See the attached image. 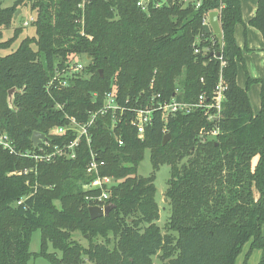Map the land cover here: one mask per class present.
<instances>
[{
  "label": "trees",
  "instance_id": "1",
  "mask_svg": "<svg viewBox=\"0 0 264 264\" xmlns=\"http://www.w3.org/2000/svg\"><path fill=\"white\" fill-rule=\"evenodd\" d=\"M3 1L0 52L20 34L16 29L1 40L17 7L27 2L36 12L35 37L0 54V132L18 153L37 150L33 132L46 135L52 146L67 145L75 133L54 136L50 130L65 126L67 118L86 122L112 91L117 104L131 110L152 98L194 104L203 95L211 104L219 83L224 89L210 120L199 108L166 122L154 112L142 139L131 126V111L113 129L111 114L98 116L89 146L81 139L74 159L37 163L0 147V264H27L32 257L49 264H153L158 254L163 264H235L246 245L242 264L254 250L261 252L257 264H264V81L246 76L244 88L236 82L238 64L245 70L234 38L235 26L243 24L240 1L143 0L147 11L137 6L140 0H84L82 7V0H15L2 9ZM212 11L219 13L221 42L204 23ZM248 26L260 33L264 53V0L257 1ZM215 52L219 57H209ZM72 57L87 60L84 73L47 92V83ZM252 83L261 87L256 114L248 98ZM12 88L19 92L10 109L6 96ZM212 131L217 133L210 138ZM146 151L152 172L141 177L137 168ZM91 153L103 162L100 176L118 182L106 202L112 210L95 220L85 197L98 191L83 190L94 179L86 174ZM163 165L170 169L165 234L156 225L154 185ZM35 231L40 249L31 254ZM74 232L86 236V247L72 239Z\"/></svg>",
  "mask_w": 264,
  "mask_h": 264
},
{
  "label": "built area",
  "instance_id": "2",
  "mask_svg": "<svg viewBox=\"0 0 264 264\" xmlns=\"http://www.w3.org/2000/svg\"><path fill=\"white\" fill-rule=\"evenodd\" d=\"M163 2L164 1L155 3L153 4V7L158 8ZM183 2L187 3L188 0H183ZM83 3L84 0H82L80 7L83 6ZM137 6L140 7L142 10L147 11V7L143 0L138 1ZM30 21L33 22V18L30 17ZM80 23L82 24L83 21L81 20ZM204 23L208 25V14L204 20ZM80 34L83 36V32H81ZM195 52L197 53V51ZM83 68L84 66L80 63L68 64L67 68L62 69L50 79V81L45 87L46 91L50 92L51 88L59 89L67 87L72 77L80 73ZM223 89V86L219 83L216 87L215 96L213 99L214 103L211 104L205 103V97L203 95H200L197 99V102L194 104L177 102L175 99H171L169 102L157 101L154 103V99L152 98L150 100V104H148L147 106H141L131 110L119 106L116 102L115 91H112L105 95L103 105L100 109L88 112V119L86 122L81 124L73 118L66 117L68 123L65 126L56 127L50 130L49 135L54 136H63L67 132L75 133V138L67 145H64L62 147L58 145L52 146L49 141L46 140L42 141V143L36 147V151L30 153H18L15 151L12 139L5 132H0V147L3 150L7 151L9 154H15L22 157H29L37 163H52L59 158H64L66 160L74 159L75 149L78 147L79 141L81 139H84L87 145L89 146V129L98 116L111 114L113 120V129L115 128L116 123L120 121L123 113L127 110L131 111L133 114V117L131 119V126L135 129L138 138L142 139L145 133V129L151 123L152 115L154 112H160L161 119L166 122L169 116H174L178 113L189 114L191 111L199 108L204 111V115L208 116V120H210L211 115L209 114V110L212 108H215L217 112H219L220 110V103L223 100ZM155 98H159V96H156ZM216 133V131H212L211 133H209L210 138L215 136ZM121 144L122 143L119 142V145ZM101 166H103V162H98L95 159V155L91 153V160L86 168V174L88 176L94 177V179L86 183L83 186V190L85 192L98 191V194L86 196L85 200L90 203L89 206H97L103 208L104 206H106V202L110 197L111 188L115 186L118 182L111 177L100 176L99 168ZM24 173H26V171H24Z\"/></svg>",
  "mask_w": 264,
  "mask_h": 264
},
{
  "label": "rangeland",
  "instance_id": "3",
  "mask_svg": "<svg viewBox=\"0 0 264 264\" xmlns=\"http://www.w3.org/2000/svg\"><path fill=\"white\" fill-rule=\"evenodd\" d=\"M15 3V0H4L2 2L1 8L6 9L10 8L13 4ZM19 11V13H17ZM16 15V19L13 20L8 28H3L2 29V37L1 40L2 42L9 40L16 29H20V34L17 37V39L10 45L8 49L2 50L0 52L1 56L8 55L10 53H13L19 43L25 39V38H34L35 37V27L32 26V22L30 21V17L33 18V20L36 18V12L35 11H30V6L27 2H24L22 5H19L17 7L16 12L14 15ZM13 15V17H14ZM31 48L34 50L35 46H31ZM73 63H80L84 67L87 65V60L83 57H72V60L70 61V64ZM242 65V64H241ZM245 66V65H244ZM243 67V65H242ZM246 68V67H245ZM82 72V71H81ZM245 72V70H244ZM84 71L81 73L83 74ZM256 89V90H255ZM260 90L261 87L259 86L258 83L256 84H250L248 88V96L250 97H256V104H250L251 109L254 114L258 113L261 108V102H260ZM151 165L149 161V152L146 151L144 154L143 160L140 162L137 168V175L141 177H147L151 174ZM169 173L170 169L167 165L160 166L158 171L155 172V189H156V194H155V199L158 205L159 209V219L156 221V225L161 229V232L165 234L164 227L168 222V218L170 216V207H169V202L167 201L165 197V190L167 188V181L169 179ZM263 234H264V225H263ZM264 236V235H263ZM72 239L76 242H78L82 246H87V241H86V236H83L79 232H74L71 235ZM98 242H102V240L97 239ZM40 249V232L35 231L32 233L31 238H30V243H29V252L31 254L38 253ZM248 250V245L244 247L242 250V253L237 257L235 264H242L244 255ZM49 252H54L52 248H48ZM58 256H60L59 253H56ZM260 254L261 252L258 250L252 251L249 259L247 260L246 264H257L259 259H260ZM160 254L152 258L153 264H163L159 260ZM27 264H49L46 260L43 258H31ZM85 264H90L89 262H85Z\"/></svg>",
  "mask_w": 264,
  "mask_h": 264
},
{
  "label": "crops",
  "instance_id": "4",
  "mask_svg": "<svg viewBox=\"0 0 264 264\" xmlns=\"http://www.w3.org/2000/svg\"><path fill=\"white\" fill-rule=\"evenodd\" d=\"M239 1L241 5L243 24H238L235 26L234 38L237 46L242 50L246 72H244L242 65L238 64L236 82L239 87L244 88L246 84V76H248L250 79L264 81V53L263 40L260 33L256 29L248 26L249 20L255 14L258 0ZM244 45H246L247 49H244ZM248 98L250 104H256L255 94L254 97H250L249 95Z\"/></svg>",
  "mask_w": 264,
  "mask_h": 264
},
{
  "label": "water",
  "instance_id": "5",
  "mask_svg": "<svg viewBox=\"0 0 264 264\" xmlns=\"http://www.w3.org/2000/svg\"><path fill=\"white\" fill-rule=\"evenodd\" d=\"M17 13H19V11ZM16 15L17 14L14 15L13 20L16 19ZM208 25H209L213 35H215L216 39L218 40V42H221L222 34H221V30H220V25H219V13L217 11H212V12L208 13ZM213 55L215 57H219L220 53L219 52H215V54L210 53L209 57H211ZM17 92H19V91L16 90L15 88H12V89L7 91L6 103L10 109H13L14 95ZM169 137L170 136L168 134L164 136L163 141H162V145L166 144ZM46 140H47V136L44 134L38 133V132H33L31 137H30V141H31L34 148H36L38 145H40L42 143V141H46ZM111 210H112V207L110 205H106L103 208L97 207V206H89L87 208V211H88V214H89V217L91 220H95V219H98L101 217H106V216H108V214Z\"/></svg>",
  "mask_w": 264,
  "mask_h": 264
}]
</instances>
